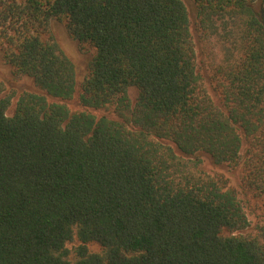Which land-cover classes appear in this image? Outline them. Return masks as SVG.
<instances>
[{"label":"trees","instance_id":"trees-1","mask_svg":"<svg viewBox=\"0 0 264 264\" xmlns=\"http://www.w3.org/2000/svg\"><path fill=\"white\" fill-rule=\"evenodd\" d=\"M193 2L205 46L236 19L234 52L208 66L217 101L181 0H0V54L37 89L10 117L0 97V264H264V226L245 234L200 157L242 164L264 207V0ZM52 21L93 51L80 81ZM76 94L113 118L55 102Z\"/></svg>","mask_w":264,"mask_h":264},{"label":"rangeland","instance_id":"rangeland-1","mask_svg":"<svg viewBox=\"0 0 264 264\" xmlns=\"http://www.w3.org/2000/svg\"><path fill=\"white\" fill-rule=\"evenodd\" d=\"M187 10L189 19V28L192 39L195 44V50L197 54V62L199 73L205 78L204 86L208 93L217 101L218 97L211 91V86L206 81V77L209 75V63L214 60L216 63H220L224 58H227L234 52L233 46L237 39L238 28L235 25L236 19L225 18L222 21L216 22L217 33L210 37L209 43L206 46L203 44L199 37V31L197 27L196 8L193 0H181ZM51 30L54 37L60 47V49L71 59L74 63L77 73V80L80 81L84 77L87 64L90 57L93 54L92 50L87 49V52H79L77 43L72 40L66 33V30L62 24L55 21L51 22ZM0 97H10L11 101L7 108L6 115L12 116L15 111V106L18 98L24 92H36L32 81L26 77L16 76L13 70L4 62L2 55L0 54ZM78 94V93H77ZM77 94L72 100L59 101L56 103L65 105L72 112L87 111L96 117L108 116L111 117L110 111L107 110H87L82 108L77 102ZM128 98L131 106L134 105L137 97V90L135 88H129L127 91ZM246 146L242 147V153ZM203 160L202 168L210 176L221 178L225 181L228 188L233 189L238 199L240 200L244 211L246 213L249 227L245 234L254 235L258 232L259 227L264 226V207L262 205L261 198L256 197L250 191H247L242 185V164L236 167H230L226 165H214L213 162L205 155H200ZM92 250H97L96 246H92Z\"/></svg>","mask_w":264,"mask_h":264}]
</instances>
